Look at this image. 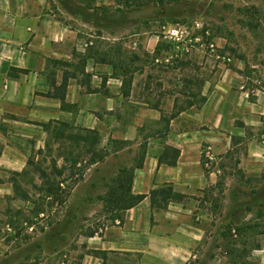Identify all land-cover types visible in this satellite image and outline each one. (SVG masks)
<instances>
[{
	"label": "crops",
	"instance_id": "0c3cea01",
	"mask_svg": "<svg viewBox=\"0 0 264 264\" xmlns=\"http://www.w3.org/2000/svg\"><path fill=\"white\" fill-rule=\"evenodd\" d=\"M76 22L72 26L56 17L47 0H0V196L12 193L7 175L25 168L30 147H44V124L105 130L109 155L127 150L138 159L145 144L141 165H127L133 167L132 193L145 196L125 210L106 238L89 242L108 256L93 264L195 261L204 235L198 193L215 185L217 155L246 143L249 159L243 169H264L253 166H263L264 133L254 131L264 124V96L248 100L245 88L224 78L226 68L213 86H155L149 64L157 66L160 57L153 50L131 52L121 73L97 53L80 52V25L86 22ZM58 86H65L63 100ZM165 146L178 150L174 162L168 153L159 161ZM207 149L214 156L208 164L202 156ZM166 185L184 197L163 208L152 206L150 190ZM252 251L264 264V246ZM212 260L220 263L217 255Z\"/></svg>",
	"mask_w": 264,
	"mask_h": 264
},
{
	"label": "rangeland",
	"instance_id": "374dc122",
	"mask_svg": "<svg viewBox=\"0 0 264 264\" xmlns=\"http://www.w3.org/2000/svg\"><path fill=\"white\" fill-rule=\"evenodd\" d=\"M47 1L52 13L72 26H78L79 20L86 22L79 33L83 54L95 52L98 59L112 60L119 69H126L131 52L153 50L160 57L157 66L149 64V77L156 76L150 82L155 86H213L228 71L224 68L229 69L224 78L231 80L230 86L264 84V0H183L175 4L154 0L122 10L116 0ZM195 21L210 30L215 52L200 47L177 62L165 61L162 54L169 46L162 38L164 27ZM154 35L156 43L150 40ZM216 55L228 56L230 61L222 64ZM255 97L249 94L248 100ZM98 132L100 139L93 152L102 149L108 154L90 164L91 151L82 152L73 164L78 147L62 149L53 143L50 151L42 152L30 147L24 168L27 174L19 179L27 197L0 196V264H93L97 257L106 261L104 256H108L96 253L89 242L106 238L110 227L118 224L107 203V191L119 168L136 163L137 157L126 154L127 150L109 155L108 131ZM263 133L264 124L254 131ZM202 156L205 159L204 152ZM248 159L246 143H235L230 151L217 155L220 182L198 193L204 235L196 247L195 261L188 264H211L215 255L219 264H259L252 250L264 246V169H243ZM259 162L263 166L254 168L264 167V158ZM54 163L63 170L55 177L57 193L43 196L33 187L40 184L38 168L50 170ZM11 177L9 172L7 179ZM227 248L232 249L231 255Z\"/></svg>",
	"mask_w": 264,
	"mask_h": 264
},
{
	"label": "trees",
	"instance_id": "16d2710c",
	"mask_svg": "<svg viewBox=\"0 0 264 264\" xmlns=\"http://www.w3.org/2000/svg\"><path fill=\"white\" fill-rule=\"evenodd\" d=\"M119 4H122V9H132V8H138L141 6L149 5L154 0H116ZM163 1V0H158ZM183 0H166L167 3H179ZM82 10V8L80 9ZM83 13V12H82ZM81 14V13H80ZM159 48V47H158ZM87 53V52H86ZM103 60V59H101ZM104 61H111L112 60H104ZM175 61V60H174ZM115 66V65H114ZM117 67V66H115ZM121 69V73H124V69ZM125 78V77H124ZM124 81H130V76L128 78H125ZM65 94V86H58V96L63 100ZM204 97L201 98V102L204 101ZM43 127L45 128L46 132L48 133V137L45 140L44 148L39 149V152L51 150V145L53 143H57L58 147L64 149L72 150V148H79V152L75 153L73 156V164H75L78 160V156L84 153L92 152V156H90V159L88 160V163H94L96 162V159L102 160L105 155L108 153L105 150L98 149L96 153H94L96 144L99 142L100 134L98 130L96 129H89V128H80L76 126H72L69 123L66 122H55V123H47L44 124ZM144 147L145 144L142 143L139 146V157L137 159V162L135 165L138 167L142 163L143 159V153H144ZM94 151V152H93ZM61 153V152H60ZM167 153L171 154L173 156L172 162L176 159L178 155V150L171 147V146H165L164 152L159 157V161L167 160ZM29 163V161L27 162ZM70 173H72V168L69 169ZM63 170L60 167H57L56 164H52L51 169L47 170L46 168L40 166L38 168V174L40 178V184L35 187L37 189L38 193L42 194L43 196H52L57 193V187H58V181L55 180L56 176L61 175ZM27 171L26 169H23L19 172H12V177L10 178V181L12 182V193L14 197H27V190L24 189L19 182L20 177L23 175H26ZM72 175V174H71ZM133 176V167H121L119 168V172L115 177L111 179V184L109 186V189L107 191L108 200L107 203L109 205V208L116 213V218H118L119 221H122L123 219V213L126 209L135 206L137 203H139L143 198L144 194H134L132 193L130 189V182ZM220 180L218 179L215 183V185L219 184ZM150 197V203L152 206H156L157 208H163L167 205V203L170 200H176V199H182L184 197L183 194L173 191L172 187L169 185L154 188L150 190L149 192ZM228 223L231 225L232 223L228 221ZM230 227V230L234 227ZM228 253L230 255L232 254V249L227 248ZM96 253L104 254V252L100 250H96ZM240 252L236 255V257H240ZM242 264H246V262H242Z\"/></svg>",
	"mask_w": 264,
	"mask_h": 264
},
{
	"label": "built area",
	"instance_id": "2783aa9c",
	"mask_svg": "<svg viewBox=\"0 0 264 264\" xmlns=\"http://www.w3.org/2000/svg\"><path fill=\"white\" fill-rule=\"evenodd\" d=\"M163 40L169 46V50L163 52L165 61H172L184 54L191 53L194 49L203 47L210 52H215L216 46L213 43V37L210 30L203 29V26L198 22L191 24H173L164 27ZM221 63H228L230 58L225 55H216ZM246 89V94L258 96L264 94V84L261 86H241ZM206 164L214 159L213 154L209 149L205 151Z\"/></svg>",
	"mask_w": 264,
	"mask_h": 264
}]
</instances>
